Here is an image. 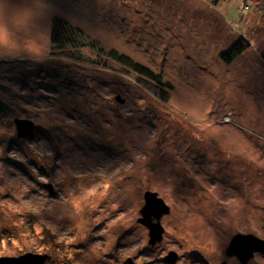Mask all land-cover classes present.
I'll return each instance as SVG.
<instances>
[{
    "label": "rangeland",
    "instance_id": "1",
    "mask_svg": "<svg viewBox=\"0 0 264 264\" xmlns=\"http://www.w3.org/2000/svg\"><path fill=\"white\" fill-rule=\"evenodd\" d=\"M53 16L172 89L51 53ZM240 37L250 46L225 60ZM263 51L264 0H0V258L243 264L225 248L237 232L264 239ZM146 191L169 207L154 244Z\"/></svg>",
    "mask_w": 264,
    "mask_h": 264
},
{
    "label": "trees",
    "instance_id": "2",
    "mask_svg": "<svg viewBox=\"0 0 264 264\" xmlns=\"http://www.w3.org/2000/svg\"><path fill=\"white\" fill-rule=\"evenodd\" d=\"M49 39L51 44V53H57V55L71 58L83 63L96 66H105L106 60H112L117 62L124 68L137 74L139 77L143 76L156 83L162 90L172 89L169 82L162 80L159 73L154 72L148 66L142 65L127 55L119 53L115 49H107L101 45L97 40L86 34L81 28L73 25L69 21L53 16L50 23ZM250 43L243 37L237 39L222 55L225 60L230 61L237 54L244 52ZM89 49V51L95 53V57L90 58L81 54L80 50ZM264 60V51L262 53Z\"/></svg>",
    "mask_w": 264,
    "mask_h": 264
},
{
    "label": "water",
    "instance_id": "3",
    "mask_svg": "<svg viewBox=\"0 0 264 264\" xmlns=\"http://www.w3.org/2000/svg\"><path fill=\"white\" fill-rule=\"evenodd\" d=\"M117 98H120L117 96ZM16 135L27 137L32 134L34 124L29 119L14 118ZM144 204L140 209L141 217L139 220L146 226L148 231V243L154 244L162 238L164 231L160 223L163 214L169 211L162 197L157 192L146 191L143 194ZM225 252L228 256L234 255L245 264L255 252L264 254V239L252 233H235L228 242ZM177 258L175 251H168L164 256V261L174 264ZM46 259H50L49 254H35L26 252L17 256H4L0 258V264H43ZM123 264H132L131 259H127Z\"/></svg>",
    "mask_w": 264,
    "mask_h": 264
}]
</instances>
